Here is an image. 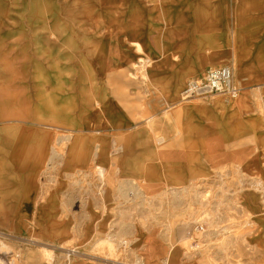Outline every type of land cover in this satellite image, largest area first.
<instances>
[{
	"label": "crops",
	"instance_id": "obj_1",
	"mask_svg": "<svg viewBox=\"0 0 264 264\" xmlns=\"http://www.w3.org/2000/svg\"><path fill=\"white\" fill-rule=\"evenodd\" d=\"M133 1L143 9L100 10L104 23L69 35L35 25L44 40L78 43L75 62L60 61L80 68L39 77L64 82L60 109L58 88L39 83L31 118L1 122L0 224L93 258L79 264H189L186 225L212 207L210 194L260 208L254 191L213 178L264 176V0ZM141 58L145 80L125 70ZM230 61L244 87L236 99H183L190 80ZM7 81L0 74L2 117ZM104 242L116 259L108 244L98 252Z\"/></svg>",
	"mask_w": 264,
	"mask_h": 264
},
{
	"label": "rangeland",
	"instance_id": "obj_2",
	"mask_svg": "<svg viewBox=\"0 0 264 264\" xmlns=\"http://www.w3.org/2000/svg\"><path fill=\"white\" fill-rule=\"evenodd\" d=\"M102 1L0 0V74L8 79L9 98L5 117L0 112V124L2 121L31 118L32 112L26 110L32 109L33 86L39 83L41 90L44 89V84L58 88L57 94L51 97L52 102L57 109L64 105L65 98L60 95L63 88L59 89L64 82L55 77L40 81L39 77L44 78L43 73L48 72V67L53 73L61 68L64 71L66 67L79 69L80 65H65L60 60L69 58L70 61L65 62L74 63V58L80 56V45L64 44L59 38L44 40L42 36L45 34L34 31L35 25H54L52 30L57 32L47 35L57 37L61 34L69 35V32L65 33L69 26L73 27L69 30H77L79 27L76 26L104 23L100 19ZM105 23L122 24L123 20L116 18ZM46 57L54 59L52 65H43ZM146 62V59L141 58L125 70L130 76L145 80L146 76H142L141 71ZM39 73L42 74L39 76ZM236 85L239 88L238 82ZM237 96L239 93L230 98ZM261 103L264 104L263 97ZM262 111L264 112L263 107ZM55 113L57 118L66 115L62 111ZM263 178L264 176L254 179L235 176L213 178L214 185L227 186L229 190L243 185L246 192L254 191L260 198V208L250 209L246 204L244 207L239 200H232L233 198H227L228 202L222 203L218 194H210L213 198L212 207L198 212L196 218L188 221L186 225V234L192 239V243L185 247L190 255L189 264H264ZM105 244L111 246L110 253L105 256L116 259V248L111 243H102L98 252L104 254ZM68 258L79 264L89 257H80V250L65 245L43 246L34 241L30 232L23 233L18 228L0 224V264H68Z\"/></svg>",
	"mask_w": 264,
	"mask_h": 264
},
{
	"label": "built area",
	"instance_id": "obj_3",
	"mask_svg": "<svg viewBox=\"0 0 264 264\" xmlns=\"http://www.w3.org/2000/svg\"><path fill=\"white\" fill-rule=\"evenodd\" d=\"M238 93L239 88L235 81V62L230 61L208 70L203 78L190 80L184 90L183 99H205L216 96L233 97Z\"/></svg>",
	"mask_w": 264,
	"mask_h": 264
},
{
	"label": "bare ground",
	"instance_id": "obj_4",
	"mask_svg": "<svg viewBox=\"0 0 264 264\" xmlns=\"http://www.w3.org/2000/svg\"><path fill=\"white\" fill-rule=\"evenodd\" d=\"M142 5H143V2H140V1L134 2L133 0H103L101 2L100 7H101V13H104V14L114 13V14L119 15V14L125 13L126 11H128L131 8H133L135 11H140L143 9ZM34 7L37 8V6H34ZM190 8L193 9L192 6L189 7V9ZM261 56H264V47H262ZM140 68H142V66ZM149 69H150V66L147 63L146 66L142 69L141 75L149 78V75H150L148 73ZM243 88L244 87L239 86V94H241L244 91ZM233 99H236V98H233ZM68 260H69L68 264H76L75 260H73L71 258H68Z\"/></svg>",
	"mask_w": 264,
	"mask_h": 264
}]
</instances>
